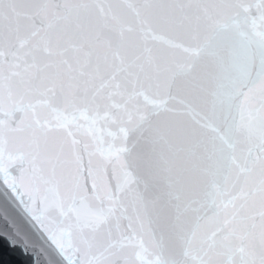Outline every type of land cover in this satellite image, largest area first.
I'll use <instances>...</instances> for the list:
<instances>
[{"label":"water","instance_id":"95a60500","mask_svg":"<svg viewBox=\"0 0 264 264\" xmlns=\"http://www.w3.org/2000/svg\"><path fill=\"white\" fill-rule=\"evenodd\" d=\"M0 264H264V0H0Z\"/></svg>","mask_w":264,"mask_h":264}]
</instances>
